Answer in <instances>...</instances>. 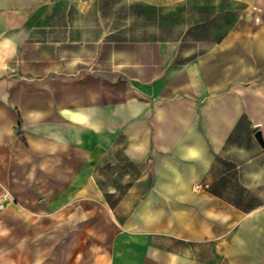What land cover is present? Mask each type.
Instances as JSON below:
<instances>
[{
	"label": "crops",
	"instance_id": "obj_1",
	"mask_svg": "<svg viewBox=\"0 0 264 264\" xmlns=\"http://www.w3.org/2000/svg\"><path fill=\"white\" fill-rule=\"evenodd\" d=\"M257 132L264 0H0V264H264Z\"/></svg>",
	"mask_w": 264,
	"mask_h": 264
},
{
	"label": "built area",
	"instance_id": "obj_2",
	"mask_svg": "<svg viewBox=\"0 0 264 264\" xmlns=\"http://www.w3.org/2000/svg\"><path fill=\"white\" fill-rule=\"evenodd\" d=\"M11 202L12 200L6 193L0 194V212L4 211Z\"/></svg>",
	"mask_w": 264,
	"mask_h": 264
},
{
	"label": "rangeland",
	"instance_id": "obj_3",
	"mask_svg": "<svg viewBox=\"0 0 264 264\" xmlns=\"http://www.w3.org/2000/svg\"><path fill=\"white\" fill-rule=\"evenodd\" d=\"M214 8L215 7H213V6H205V7H201V9H205V12L206 13H210L211 11H213L214 10ZM218 8H220V6L218 7ZM223 24V23H222ZM218 24L216 23L215 25H211V29L212 30H214V29H217L218 28V26H217ZM35 249L37 248H40V249H43L44 247H34ZM53 247L51 246V247H49V246H46V252H48L50 249H52Z\"/></svg>",
	"mask_w": 264,
	"mask_h": 264
},
{
	"label": "water",
	"instance_id": "obj_4",
	"mask_svg": "<svg viewBox=\"0 0 264 264\" xmlns=\"http://www.w3.org/2000/svg\"><path fill=\"white\" fill-rule=\"evenodd\" d=\"M255 139L260 144V146L264 148V139H262L260 132L255 133Z\"/></svg>",
	"mask_w": 264,
	"mask_h": 264
}]
</instances>
